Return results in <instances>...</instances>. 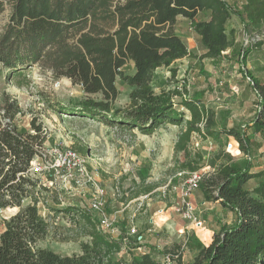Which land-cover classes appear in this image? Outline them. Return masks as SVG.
<instances>
[{
  "label": "trees",
  "instance_id": "16d2710c",
  "mask_svg": "<svg viewBox=\"0 0 264 264\" xmlns=\"http://www.w3.org/2000/svg\"><path fill=\"white\" fill-rule=\"evenodd\" d=\"M6 6L9 14L2 23ZM178 16L190 22L204 48L203 57L213 65L224 59L243 65L248 51L227 25L233 17L247 32L264 25V0H0V64L7 70L6 78L18 87L28 86L25 71L34 65L55 78H68L81 87L83 96L61 107L59 114L96 119L132 134L137 130L152 135L166 122L182 126L185 110L189 119L177 135L173 156L182 154L181 167L186 171L197 170L203 159L197 150L190 151L193 134L232 138L244 156L217 154L209 164L213 171L203 176L198 188L206 201H218L223 212H230L232 221L221 223L207 246L189 232L173 252L161 254L170 256L174 264H264V166L252 162L260 147L253 135H264V79L244 72L256 95L253 117L244 128L219 126L215 112L205 109L200 100L178 97V90L156 92L155 72L168 68L174 77L176 69L171 65L191 55L174 30ZM129 63L131 74L125 72ZM117 80L132 86L124 107L115 106ZM20 114L17 100L4 93L0 211L17 210L0 218V264H165L149 250H139L143 238L130 235L124 223L116 234L104 233L89 210L70 205L55 209L82 221L90 240L79 243L81 253L62 255L38 245L50 233L51 224L39 212L36 194L41 187L29 177L28 169L44 137L33 121L34 134L15 124ZM185 250L194 253L188 262L182 260Z\"/></svg>",
  "mask_w": 264,
  "mask_h": 264
},
{
  "label": "rangeland",
  "instance_id": "374dc122",
  "mask_svg": "<svg viewBox=\"0 0 264 264\" xmlns=\"http://www.w3.org/2000/svg\"><path fill=\"white\" fill-rule=\"evenodd\" d=\"M8 14L9 7L6 6L1 15L2 23L7 20ZM227 27L228 30L233 28L235 41L248 51L242 61L243 65L231 59L213 65L203 57L204 48L188 20L179 19L174 30L189 45L193 58L171 65V68L176 69L174 77L168 68L157 70L153 87L156 92L178 90L181 94L178 97H191L200 100L202 104L204 102L209 110L215 112L219 126L244 128L253 117L256 102L251 82L246 79L244 72L260 80L264 79V25L247 32L242 22L233 17ZM132 71V64H127L125 72L131 74ZM6 74L7 70L0 64V102L4 93L17 100L22 114L15 118V124L30 134L35 133L30 122L41 126L40 137H44V141L37 147L39 153L32 162H37L41 153L45 154L55 146L71 147L78 151L86 159L88 169L106 190L103 213L118 222L115 232H118L122 223L126 231L135 227L137 234L145 238V246L139 250L145 248L157 260L165 262L166 255L161 253L173 252L174 246L182 244L185 239L183 225L186 221L175 211L177 194L170 192V195L164 196V193H167L170 185L182 182L189 172L181 167L184 160L182 154L173 156L177 135L189 117L187 112L183 110L182 126L163 123L152 135L142 137L144 140L141 141L138 138L142 134L137 130L132 134L127 130L109 127L96 119L65 112L59 114L61 107L83 96L81 87L71 83L68 78H55L50 71L34 65L25 71L24 79L30 81L28 86L18 87L13 80L6 78ZM116 85L119 95L115 106L124 107L129 101L132 86L121 80H117ZM173 100L178 104L177 97ZM210 139L212 150H208L204 142L197 150L203 158L198 163V170L203 176L213 171L210 161L221 152L229 153L234 158L244 156L232 138L221 136ZM193 140L189 148L195 153ZM253 141L260 147L252 157V162L256 166H264V135H253ZM219 162L216 161V164ZM28 175L32 180H38L37 184L41 187L37 188L36 194L39 198V212L51 224L50 233L38 245L62 255L81 253L79 243L90 240L84 234L82 221L79 216L68 215L55 208L70 205L87 212L89 193L79 190L68 192L61 179H53L49 173L41 175L44 178L42 180L39 176ZM200 193L197 189L193 194L197 198ZM193 203L207 228L210 225L219 227L221 222L232 221V214H225L218 206L205 210L199 199ZM161 208L164 210L162 214L157 213ZM15 211V208L0 211V218L8 217ZM92 214L98 218V213ZM1 224L0 220V229ZM149 227L151 231H148ZM181 256L186 261L193 258L194 254L185 251Z\"/></svg>",
  "mask_w": 264,
  "mask_h": 264
},
{
  "label": "built area",
  "instance_id": "2783aa9c",
  "mask_svg": "<svg viewBox=\"0 0 264 264\" xmlns=\"http://www.w3.org/2000/svg\"><path fill=\"white\" fill-rule=\"evenodd\" d=\"M246 79L249 82L251 81L249 77H246ZM183 98L186 99L185 96ZM191 139H194L193 148L195 151L198 150L203 142L208 150L213 148L210 137L204 138L202 135L193 134ZM86 163V159L75 149L55 146L45 154L41 153L37 162L31 161L28 173L39 176L41 180L44 179L41 175H48V173L53 179L60 178L68 192H71V190L87 191L89 193L87 210L91 213H98L97 229L104 233L115 234V218L110 219L103 213V208L106 204V190L88 169ZM51 177L50 179H52ZM202 179L203 175L198 169L189 171L182 182L178 185H170V189H167V193H164V196L170 195V192L177 194L178 199L175 211L193 229L204 228V221L192 201V194L199 188ZM128 233L130 235L137 234L135 227H132ZM165 260V264H174L170 256H166Z\"/></svg>",
  "mask_w": 264,
  "mask_h": 264
},
{
  "label": "crops",
  "instance_id": "0c3cea01",
  "mask_svg": "<svg viewBox=\"0 0 264 264\" xmlns=\"http://www.w3.org/2000/svg\"><path fill=\"white\" fill-rule=\"evenodd\" d=\"M179 19H185L184 17H181V16H178L177 17V20L179 21ZM189 22V21H188ZM189 25H190V22H189ZM187 48H188V50L190 51V54L192 53L191 52V50H190V48H189V45H187ZM191 58H193V56H192V54L190 55V56H188V57H184V58H182V59H179V60H176L174 63H179V62H183L185 59H191ZM210 61V60H209ZM173 63V64H174ZM172 64V65H173ZM159 69H161V68H159ZM158 69V70H159ZM156 73V72H155ZM155 76V75H154ZM153 82H154V80H153ZM203 106H204V108L205 109H208V106L206 105V104H204V102H203V104H202ZM187 114H188V116H189V113L187 112ZM188 119H189V117H188ZM109 127H112V126H109ZM146 136H148V135H141L138 139L139 140H141V141H143L144 140V138H142V137H146ZM193 136V135H192ZM144 143V142H143ZM200 200V205H202V206H204L205 208V210H207L208 209V207H210L209 209H211L212 207H220V204L218 203V201H206L205 200V198H204V196H203V194H202V192L200 193V196H197V198L194 196V194H192V201L193 202H197V200ZM221 208V207H220ZM16 209V208H15ZM17 210V209H16ZM164 210H163V208H161V209H159L158 211H157V213H160V214H162V212H163ZM223 211V210H222ZM225 214H228V213H225ZM152 223H155L154 221L152 222ZM221 223H224V222H221ZM227 223H229V222H227ZM155 225H156V223H155ZM184 228H185V230H184V233H183V236L185 237L186 236V234L187 233H189V232H192L194 235H195V237L196 238H198L205 246H207V245H209L210 244V242H211V240H212V236H213V232H214V230H216V229H218V226H214V225H210V227L209 228H207L206 227V225H205V223H204V228H201V229H193L190 225H188L187 224V222H185L184 223ZM148 229V231H151L152 229H151V227H149V228H147ZM205 233H208V235L206 234V236H204L205 235ZM141 237L143 238V235H141ZM142 244H143V246L142 247H144L145 246V238H143L142 239ZM145 249V248H144ZM185 251H188V250H185ZM184 251V252H185ZM188 252H190V251H188ZM193 253V252H192ZM194 254V253H193ZM190 260H192V258L190 259ZM190 260H186L185 262H188V261H190ZM184 261V260H183Z\"/></svg>",
  "mask_w": 264,
  "mask_h": 264
}]
</instances>
